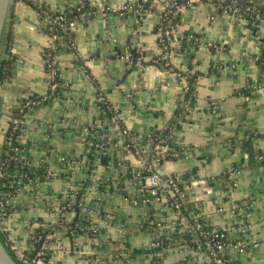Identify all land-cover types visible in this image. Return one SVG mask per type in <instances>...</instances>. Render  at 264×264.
I'll list each match as a JSON object with an SVG mask.
<instances>
[{
	"label": "crops",
	"instance_id": "crops-1",
	"mask_svg": "<svg viewBox=\"0 0 264 264\" xmlns=\"http://www.w3.org/2000/svg\"><path fill=\"white\" fill-rule=\"evenodd\" d=\"M34 1L44 3L51 11L72 10L81 1L98 10L93 17L79 20L73 26L77 52L87 61V70L84 72L77 65L71 52L59 51L60 77L68 84V89L61 97L34 112L35 117L53 124L66 118L69 127L62 134L55 130L48 134L60 151L81 160L84 144L80 127L87 124L98 125L110 137L122 142V133L116 124L100 116L96 84L105 87L109 101L120 107L123 125L132 133L148 136L168 128L178 107L182 83L149 58L146 61L152 64L127 65L115 54L137 45L147 52V57L156 50V26L164 0H155L157 4L153 11L142 19L133 13L121 12L127 2L138 0ZM229 1L232 5L260 8L263 16L253 23L245 17L222 12L213 5L214 0H194L191 7L184 9L182 21L175 31L176 43L184 33L200 35L201 45L193 52L198 64L196 70L202 75L197 82L195 108L187 113L183 128L171 130L174 141L188 147L189 154L183 159L165 162L162 169L192 181L193 190L187 204L190 211L202 215L213 226L227 230L231 237L238 235L248 246L254 242L259 244L247 253L230 248L228 254L232 264H264V68L260 62L264 58V0ZM102 5L115 11L101 12L99 7ZM46 28L47 21L34 7L22 0L13 1L0 55V61L6 60L9 66H5L10 69L9 77L0 82V95L8 94L5 109L48 92L44 54L52 40ZM208 43L220 45V51L213 53L207 47ZM172 63L176 68L184 69L188 61L177 52ZM216 64L224 67L220 76L210 72ZM212 101H218L220 105L218 120L211 115ZM47 128L40 127L33 135L23 136V141L44 137ZM97 155L101 160L95 171L86 167L70 179H59L56 184L60 186L68 180L77 183L82 177L87 180L90 174L102 177L110 165L116 166L126 158L132 165L137 162L121 146L105 153L98 149ZM34 156L38 161L41 154ZM232 167H239L242 172L234 189L224 186L222 178ZM130 186L129 193H133L135 187ZM225 189H228V196L224 194ZM106 202L118 212V219L111 229L115 248L119 247L120 243L116 241L121 237L135 248H146L152 240L148 216L154 210L163 225L171 227L175 222V216L163 204L134 207L125 203L121 194L111 195ZM189 225L187 219L180 226L186 228ZM240 227H245L244 232H238ZM179 228L175 226L176 233ZM107 244L113 248L111 242ZM72 252L57 259L61 258L63 264H81L83 258ZM129 263L142 262L137 256ZM163 264L206 263L194 250L174 248L170 249Z\"/></svg>",
	"mask_w": 264,
	"mask_h": 264
},
{
	"label": "built area",
	"instance_id": "built-area-1",
	"mask_svg": "<svg viewBox=\"0 0 264 264\" xmlns=\"http://www.w3.org/2000/svg\"><path fill=\"white\" fill-rule=\"evenodd\" d=\"M22 1L36 10L37 6L41 8L37 12L47 21L46 31L52 43L45 54L48 92L23 100L18 106H10L2 121L0 230L6 235V242L18 264H63L61 256L72 251L83 258L81 264H130V259L137 256L141 259V264H163L170 249L174 248L181 251L194 250L202 255L206 264H232L228 254L230 248L239 253H247L258 246L255 242L248 246L238 235L231 237L227 230L213 226L203 219L202 215L188 209V199L193 190L192 181L166 171L159 173L156 167L162 168L165 162L185 158L189 154V148L175 142L172 134L158 141L153 134L139 136L132 133L123 125L120 107L109 101L105 87L95 85L98 89L96 105L101 118H108L116 124L122 133V142L110 137L98 125L87 124L80 127L84 144L81 160L77 159V156L73 157L60 151L48 134L53 130L62 134L69 127L66 118L62 117L53 124L46 119L35 117L34 112L57 98V91L59 93L62 90L64 93L68 89V84L60 77L57 60L59 51L71 52L77 65H80L84 72L87 70V61L82 60L77 52L73 26L79 20L85 21L93 17L98 10L84 1L72 10L57 11H51L42 2ZM223 1L225 0H216L213 5H219L224 13L245 17L253 23L263 16L260 8L252 5H232L228 2L221 4ZM193 3L194 0H164L156 26V50L151 51L149 57L147 54L145 57L164 67L182 83L181 96L190 90V82L184 73L187 68L179 69L172 63L175 52L181 48V42L176 43L173 37L177 24L182 21L184 9L191 7ZM156 4L155 0L129 1L121 12H130L142 19L153 11ZM99 11L106 13L115 10L102 5ZM68 13L76 14L68 18ZM190 38L199 41L194 34H191ZM137 46V53L144 56L146 51ZM207 47L214 49L216 53L221 48L214 43H208ZM129 49L115 54L130 64L135 58ZM180 106L186 115L193 109L191 100H182L181 104H178V107ZM210 110L211 115L218 120L219 102L212 101ZM184 119L183 113L175 115L172 131L183 128ZM176 124L181 127L177 128ZM44 126L48 127V130L43 132L44 137L23 141V136L33 135ZM119 146L136 159V165H132L129 158H126L116 166L110 165L102 177L90 174L87 180L82 177L77 183L68 180L60 186L56 184L61 178L70 179L73 174L79 173L80 169L87 167L91 172L95 171L101 160L97 150L105 153ZM35 153L41 154L38 161L35 159ZM131 174L132 177L129 178ZM241 174L239 167H232L222 176L223 185L231 189L236 188ZM211 181H214V178ZM130 185L135 187L133 193H129ZM227 190L224 192L225 196H228ZM113 194H121L124 202L134 207L150 208L163 204L175 216L174 225L180 227L179 233H176L174 225L167 227L159 222L154 210L148 216L152 240L146 248H135L123 237L116 241L120 245L115 248L111 229L118 219V212L106 202ZM187 219L190 220V225L181 227V222ZM243 228L245 227H240L238 232H244ZM109 242L114 249H110L107 244ZM136 249L149 252L133 256ZM59 256L61 260L57 259Z\"/></svg>",
	"mask_w": 264,
	"mask_h": 264
},
{
	"label": "trees",
	"instance_id": "trees-1",
	"mask_svg": "<svg viewBox=\"0 0 264 264\" xmlns=\"http://www.w3.org/2000/svg\"><path fill=\"white\" fill-rule=\"evenodd\" d=\"M216 1V0H214ZM184 2H186V0H184ZM227 2H230L229 0H225L223 1L221 4H226ZM217 7L219 8V5H217ZM38 11L41 10V8H39L38 6L36 7ZM74 9V8H73ZM220 9V8H219ZM76 13H68V18H71L72 16H74ZM181 22H179L177 25L179 26ZM178 28V27H177ZM47 32V31H46ZM194 34L192 32H188V33H184L183 37L179 38V41L181 42V48L180 50H177L175 53H181L183 54L186 58H187V70L184 72L185 74H187L189 82H190V90L184 95V96H180L179 97V101L178 104H181L182 100H191V107L194 109L197 103V82L199 79V76L202 75V73L198 70H196V66L198 65L197 63H195V55L193 50L195 51V49H198L201 45V38L200 35L198 34H194L196 37L199 38V41H195L194 39L190 38V35ZM131 49H129V51H131L133 53L134 56H136L137 53V48L135 47H130ZM194 48V49H193ZM49 51V48L46 49L45 54ZM211 51L213 53H216V51H214V49H211ZM44 54V56H45ZM260 62H262V67L264 68V58L262 57L260 59ZM8 65V63H6V60H2L0 61V82L4 81L5 79H7L10 75V69H8V67H6L5 65ZM9 66V65H8ZM164 68V67H163ZM224 68V67H223ZM221 67V65L216 64L214 66L211 67L210 72L216 74L217 76H220L221 71L223 69ZM98 85V84H96ZM57 96L61 97L63 95L62 90L57 91ZM184 109L183 107H178L175 115L178 116L180 114L183 113V117H186V114H184ZM110 116V115H108ZM175 125V122L172 121L170 123V125L168 126V128L164 131V132H154L153 135L154 137H156L159 141L160 138H167L168 136L171 135V130L173 129ZM177 128H180L181 126L179 124H176ZM248 143H245V146H247ZM132 177V174L129 175V178ZM0 238L2 243L5 245L6 249L8 250V252L10 253V255L15 259V261H17L14 253L10 250L7 242H6V235L0 230ZM149 250H135L133 252V256L139 254V253H148ZM18 262V261H17Z\"/></svg>",
	"mask_w": 264,
	"mask_h": 264
},
{
	"label": "water",
	"instance_id": "water-1",
	"mask_svg": "<svg viewBox=\"0 0 264 264\" xmlns=\"http://www.w3.org/2000/svg\"><path fill=\"white\" fill-rule=\"evenodd\" d=\"M13 1L14 0H0V55L2 51L5 31H6L9 9ZM146 54L147 52L144 53V56L142 54H137L136 56H134L135 59L134 61H132V63L137 64V59H139V63H142L144 65L152 64L149 61H146L145 59ZM126 64L129 65V63L127 62ZM7 96L8 94L0 95V134H3L2 121L5 116V111L7 110L5 109V101ZM156 170L159 173H163L164 171L161 167H156ZM0 264H18V262L15 261V259L10 255V253L6 249L5 245L2 243L1 238H0Z\"/></svg>",
	"mask_w": 264,
	"mask_h": 264
},
{
	"label": "rangeland",
	"instance_id": "rangeland-1",
	"mask_svg": "<svg viewBox=\"0 0 264 264\" xmlns=\"http://www.w3.org/2000/svg\"><path fill=\"white\" fill-rule=\"evenodd\" d=\"M133 209H135L136 211H140V209H138V208H133ZM133 209H132V210H133Z\"/></svg>",
	"mask_w": 264,
	"mask_h": 264
}]
</instances>
